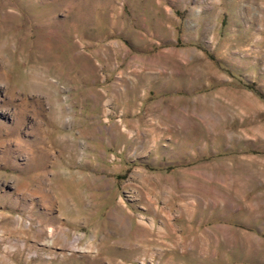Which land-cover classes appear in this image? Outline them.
I'll list each match as a JSON object with an SVG mask.
<instances>
[{"label": "rangeland", "instance_id": "374dc122", "mask_svg": "<svg viewBox=\"0 0 264 264\" xmlns=\"http://www.w3.org/2000/svg\"><path fill=\"white\" fill-rule=\"evenodd\" d=\"M0 264H264V0H0Z\"/></svg>", "mask_w": 264, "mask_h": 264}]
</instances>
